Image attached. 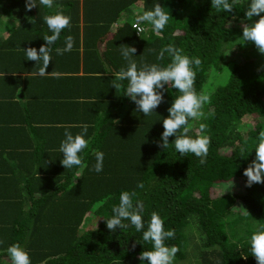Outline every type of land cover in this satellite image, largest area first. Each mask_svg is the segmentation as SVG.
Segmentation results:
<instances>
[{"label":"trees","instance_id":"obj_1","mask_svg":"<svg viewBox=\"0 0 264 264\" xmlns=\"http://www.w3.org/2000/svg\"><path fill=\"white\" fill-rule=\"evenodd\" d=\"M141 1V13L160 3L169 14L161 32L147 33L145 22V31L135 34L130 21L117 23L121 4L109 8L104 1L90 0L82 17L93 21L105 46L96 63L106 66L107 72L93 75L91 69L97 67L91 64L84 67L83 79H72L75 88L69 89L67 77L62 76L61 82L36 91L37 75L22 74L37 65L26 59L24 49L39 50L46 43L43 36L51 32L44 16L58 10L37 0V7L26 12L25 0H0L1 23L9 16L22 17V23L0 40V259L7 264H11L7 248L14 243L27 250L31 264H141L140 252L152 250L142 232L131 225L115 232L106 227L123 191H135L133 202H143L145 230L152 212L163 219L165 230H175V237L165 241L179 248L173 264H257L250 239L264 225V184L246 187L243 170L255 158L258 135L264 130L257 120L264 114V55L255 45L249 54L239 50L236 55L239 46L224 43L234 30L238 44H243L241 21H247L244 13L250 0H229L232 12H217L211 0ZM24 16L31 21L28 26ZM23 23L26 31L18 36ZM71 26L62 30L58 41L69 35ZM21 44L27 45L22 49ZM169 44L189 58L201 59L198 69L193 65L198 94L213 74L210 70L227 72L207 91L210 103L202 108L204 116L189 119V136L195 138L200 124H205L203 134L211 137L205 164L192 153L176 152L175 136L165 149L157 144L167 109L180 94L176 89L166 86L164 102L145 116L124 95L126 80L118 81L122 86L117 90L111 85L115 73L128 65L121 47L137 49L132 59L138 67L166 66L171 62L168 54L163 60L157 55ZM51 55H57L54 49ZM72 57L76 60L78 54ZM41 111L53 130L31 121ZM243 115L249 120L247 127ZM84 124L89 140L79 153L84 167L66 169L59 151L65 130L75 135ZM97 151L104 153L99 173L93 170ZM227 180H233L232 188L221 185L219 191L215 184ZM141 182L144 187H137Z\"/></svg>","mask_w":264,"mask_h":264},{"label":"clouds","instance_id":"obj_2","mask_svg":"<svg viewBox=\"0 0 264 264\" xmlns=\"http://www.w3.org/2000/svg\"><path fill=\"white\" fill-rule=\"evenodd\" d=\"M54 0H39V5L52 8ZM37 0H25V11L29 12L37 7ZM211 6L217 12H232L233 4L229 0H211ZM264 0H250L244 13L245 18L251 23L241 21L243 43H253L257 51L264 55ZM253 17H259L253 20ZM170 20L161 4L157 3L152 10L143 11L137 14L134 28L138 33L144 32L145 28L140 27L144 22H148L152 30L161 32ZM44 21L47 24L51 35H44L46 43L42 44L37 50L35 47L24 49L27 60L35 61L40 64L36 75L44 76L48 73L47 69L52 61L51 53L53 45L59 40L62 30L69 28L71 18L63 12L45 15ZM131 23V22H130ZM74 47V38L69 35L65 38L64 47H57V55H63L70 52ZM121 55L128 62L127 68H121L115 73V79L111 85L117 90L121 88L118 81H127L124 95L135 103L136 109L145 116L151 115L164 102V92L171 87L180 93L175 97L171 106L167 109L168 116L163 119V132L161 138L157 141L160 148L165 149L169 146V138L175 136L172 141L174 148L181 156L188 153L194 154L199 158L200 164H205L211 144V137L204 135L205 124H200L195 138L189 136V119H199L204 116L202 108L210 103V96L204 92L197 93L194 84L196 80V71L193 65L198 69L202 61L199 57L189 58L183 54V50L169 44L162 48L157 55V60H163L165 53L171 58V62L166 66L152 63H142L139 67L137 62L132 59L137 49L133 46L121 47ZM150 52L155 51L149 49ZM264 69V65H261ZM261 69H258L261 70ZM81 131L75 135L69 130H65L59 151L63 154L60 163L66 169L74 166L84 167L79 153L83 152L89 145V140L85 139L88 132V125H81ZM258 144L255 147V158L243 170V175L247 178L246 187L253 184H264V130L259 132ZM96 163L93 170L97 173L103 170L104 153L95 152ZM233 186V180H232ZM143 188L141 182L137 185ZM232 188V187H231ZM224 191L222 194H224ZM134 197L136 192L123 191L120 194L119 204L113 206V215L106 219V227L112 232L117 228L127 229L130 225L135 227L137 232H142V238L145 242L152 244V250L140 252L138 259L141 264H173V260L179 251L176 246H167L165 241L175 237V230H165L164 221L157 212L151 213L150 221L145 230L143 219L144 205L142 201ZM127 221V223H125ZM3 243V241H0ZM136 244H132L134 249ZM251 254L255 257L257 264H264V225H261L253 232L250 239ZM7 254L10 257L11 264H31L30 255L19 243H14L7 248ZM246 260L247 255H242Z\"/></svg>","mask_w":264,"mask_h":264},{"label":"crops","instance_id":"obj_3","mask_svg":"<svg viewBox=\"0 0 264 264\" xmlns=\"http://www.w3.org/2000/svg\"><path fill=\"white\" fill-rule=\"evenodd\" d=\"M104 1L105 4L111 8L114 3H119L122 5V8L120 9V15L119 19L117 20V23L123 22L124 20L126 22H132L136 21V9L141 13L142 9V1L138 0L137 2H134V0L127 1V0H101ZM90 4V0H54L53 6L51 9H55L60 11L61 9H66L68 11H72L73 15H68L71 18V30L69 32V35H71L74 38V41H77L74 43V47L70 52H65L63 55H51L56 60H53L50 62L49 67L47 69L48 73L44 76L37 75V82L34 85V90H41L45 91L47 90V87L55 83L56 81L61 82V77L66 76L67 77V86L70 89V87L75 88L74 83L72 79L74 80H80L83 79L80 76H83L86 72V69L89 65H94V67H97L96 69H91V74L96 75L95 73L99 72H107L106 66L100 65L98 66L96 63L97 57L100 56L103 52V48L105 47L103 42L100 40V36L98 32L96 31V28L93 26V21H88L85 18L82 17V11L83 9L87 8ZM25 24L30 23L31 21H27L28 17H25ZM32 19V18H30ZM99 22V21H98ZM20 23H22V17H13L12 23H10L6 29L5 32H3L0 35V40L4 39L9 31L17 27ZM23 25H20L21 28H23V31H18L16 35H20L26 31L25 27ZM110 29L114 30V21L110 24ZM134 32V31H133ZM148 33V32H147ZM152 33H155L152 31ZM34 35V31L32 33ZM68 35V36H69ZM17 36V37H18ZM64 40L56 42L52 47L55 50L57 47H64ZM24 45L21 48L23 49L25 45L27 44H21ZM72 54H78V58L76 60L73 59ZM74 60V61H71ZM69 63L68 69H63L62 67ZM76 64V65H74ZM41 65L37 64L32 69L23 72L22 74H33L36 77V74L39 67ZM84 67L86 68L84 70ZM1 73V72H0ZM17 73V72H15ZM21 73V72H20ZM33 90V92H34ZM15 98H17L18 91H15ZM39 116H35V118H32L31 121H36L38 124L42 123L44 124V127L49 130H53L51 127V123L49 122V117L44 112L38 113ZM1 147V146H0Z\"/></svg>","mask_w":264,"mask_h":264},{"label":"rangeland","instance_id":"obj_4","mask_svg":"<svg viewBox=\"0 0 264 264\" xmlns=\"http://www.w3.org/2000/svg\"><path fill=\"white\" fill-rule=\"evenodd\" d=\"M12 20H13V17L9 16L7 17L5 20H4V23H1L0 22V35L5 32V29L6 27L12 23ZM253 20H256L255 18H253ZM245 23H251V21H245ZM146 25H147V28H148V33H151L153 30H152V27L151 25L146 22ZM143 28H145V22L142 24ZM237 37H238V32H237ZM237 37H236V32H234V30H232L230 32V34L227 35V37L224 39V43L225 44H228L230 43L229 45L232 46V45H235V46H239L241 48L238 47V50L236 52V55L237 54H241L240 52H238L239 50L242 51L243 54H249V52L253 51L254 50V44L253 43H243V44H238L239 42H237ZM240 42H243L240 41ZM225 46V47H224ZM223 49L227 48V45H223L222 46ZM239 58H242V56H238L237 59ZM209 72H212L213 74L212 75H209L207 78H206V81H205V84L203 86V90L201 92H204V93H207V91L210 89V87L213 85V83L220 77L222 76H225V74H227V72H225V70H210ZM247 119V116H242L241 117V121L243 122L244 124V127H247L250 125V123L248 122L249 120H245ZM257 120H260L261 122H263L264 124V114L260 115ZM243 129V128H242ZM221 185H224L226 186L227 185V188H231L232 186V181H225V182H219V183H216L215 186L218 187V190L221 191L222 190V186ZM233 185H234V182H233ZM239 186V185H238ZM199 239H196V241H198ZM183 263V262H182ZM0 264H7V262L4 260V259H0Z\"/></svg>","mask_w":264,"mask_h":264},{"label":"built area","instance_id":"obj_5","mask_svg":"<svg viewBox=\"0 0 264 264\" xmlns=\"http://www.w3.org/2000/svg\"><path fill=\"white\" fill-rule=\"evenodd\" d=\"M135 24H136V21H132L130 25H131V27L133 28V31H134L135 34H140V33H138V31L134 28V25H135ZM140 27H142V25H140Z\"/></svg>","mask_w":264,"mask_h":264}]
</instances>
